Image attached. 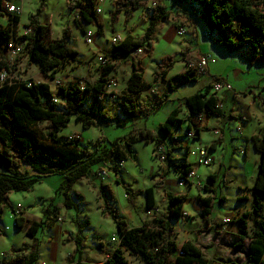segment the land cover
Segmentation results:
<instances>
[{
	"label": "trees",
	"instance_id": "16d2710c",
	"mask_svg": "<svg viewBox=\"0 0 264 264\" xmlns=\"http://www.w3.org/2000/svg\"><path fill=\"white\" fill-rule=\"evenodd\" d=\"M5 0H0V18L7 20L6 26H0V72L14 73L7 56V44L14 37L16 42L24 46V53L29 60L35 64L40 73L54 80L58 73L66 65L78 57V52L68 46L71 39L70 29H66L61 38H49V29L39 21V13L29 17L26 25L32 31L29 36H17V28L20 26L21 16L8 15L3 9ZM184 3L185 6L193 8L195 14L203 23L208 36L212 38L214 45L227 53H247L251 65H264V0H174ZM95 0H69L68 8L72 13H77L79 19H74L75 27L85 35V25H92L96 28V35L103 37V26L98 23L99 17L95 14ZM155 5V7H153ZM150 6V8H149ZM127 9L123 12L125 22L131 13L140 9H149L147 32L136 39L131 33L119 44L113 45L105 56L107 62L101 65L100 77L94 84H86L83 90L79 83L69 86L57 87V93L51 91V87L45 83L19 82V80H0V207H10L9 196L12 193L30 192L42 178L53 175H62L64 184L62 194L65 198L64 206L71 209L75 206L71 197L73 186L82 180H87L90 185L95 186L94 178L100 175L107 163L113 167L110 169L116 175L120 172L121 162L128 160L136 161L133 145L136 142L145 143L155 141V153L160 146L165 147V165H172L175 160L171 158L173 151L183 149L181 138H186L188 132L194 133V140L200 139L202 131H209L206 126L212 117H225V112L218 107V99L211 94V85L205 91L196 92L185 98V111L188 124L185 125L183 136H177L175 131L185 123L179 113L181 108L173 111L172 115L160 124L157 133L150 130H140L135 135H129L117 139L111 143V147L102 146L98 140L89 146L81 143L79 135L71 138L60 136V133L68 127L72 119L75 123L81 124L86 130L90 125L99 128L100 124L111 126L98 118L100 103L98 95H106L105 85L109 79H116L118 69L123 60L131 62V82L135 87L129 89L132 96H124V103L121 105L124 120L112 118L116 128H124L128 123H133L141 116H150L141 110L137 99V89L148 90L152 84L145 80V72L142 69V62H135L133 54L140 48L147 52L153 49V42L149 39L153 32H156L159 25L171 19V11L162 3V0H140L139 3L121 4L120 9ZM120 13H117L119 18ZM14 35V37H13ZM174 62L172 58L165 57L158 68L161 73V82H166L167 92L174 93L177 88L188 86L198 82V76L193 72H186L182 75H175L167 80L169 69ZM113 73L112 76H109ZM156 73L154 74V76ZM218 81V80H217ZM220 81V80H219ZM153 84L155 81L153 80ZM91 94V95H89ZM85 97L91 103L85 101ZM62 101L65 105L63 111L56 108L54 99ZM170 99V98H169ZM202 119V125L198 126L197 120ZM230 118H235L230 116ZM42 124H48V131L43 133L39 130ZM112 127V126H111ZM190 141V140H189ZM255 151L259 154L258 174L254 185L246 189L252 194L251 211L245 212L238 220V244L242 248L246 241L249 246L246 249L248 264H261L260 258L264 256V132L251 138ZM219 142V141H218ZM215 144L210 148L214 149ZM186 155L180 159L179 164L173 166L175 172L178 168L188 173L193 168L187 163L189 149ZM170 150V151H169ZM97 167L98 171L92 169ZM100 171V172H99ZM215 176L209 178L213 180ZM98 180V179H97ZM116 182H120L119 179ZM161 182L155 183V187ZM207 189V188H206ZM127 197L134 200V195L128 186H125ZM164 190V189H163ZM209 191V189H207ZM213 191V189H210ZM102 195L108 194L112 197L107 186L100 182ZM165 194V193H164ZM145 208L152 211L156 207L154 189L149 188L144 192ZM78 197L77 194H75ZM166 212L162 213L152 223L145 222L142 227L130 228L124 219L120 218L119 212L109 206L104 214L112 216L118 226L120 234V248L129 251L132 255L139 256L145 264H217L207 257L203 250L196 244L187 241L181 247L175 241L176 233L174 221L184 220L185 212L183 204L185 196H173L167 194ZM201 206L200 217L209 224L213 214V207L216 204H224L225 197H220L216 202L213 196L196 199ZM247 195L237 199L238 202L247 201ZM16 210V209H15ZM15 210L12 212L15 214ZM15 212V213H14ZM45 213L50 214L47 221L31 222L25 231L32 244L28 247L15 250V258L3 262V264H38L39 250L36 235L45 226L54 227L61 219L56 207L46 209ZM24 213L20 212L14 217L17 229L26 227ZM53 215V216H52ZM250 224L252 225L250 227ZM2 231L0 230V234ZM167 240L165 247H160V241ZM83 239L77 236L75 239V253H82ZM160 248L159 252L155 251ZM72 261V259H71ZM78 264H89L82 262ZM104 264H128L120 249H117ZM233 264V261L224 263ZM235 264H239L235 262Z\"/></svg>",
	"mask_w": 264,
	"mask_h": 264
},
{
	"label": "rangeland",
	"instance_id": "374dc122",
	"mask_svg": "<svg viewBox=\"0 0 264 264\" xmlns=\"http://www.w3.org/2000/svg\"><path fill=\"white\" fill-rule=\"evenodd\" d=\"M69 0H23L22 1V14L20 26L17 28V35L19 37L24 36L25 30L24 26L28 25L29 17L39 13V21L42 25L47 26L49 29L48 36L49 38L56 39L61 38L66 29L71 31V39L68 41V46L79 52L76 60L70 62L66 67L61 70V72H77L83 71L85 76H73L72 83L75 84L83 81L84 84H94L99 77L92 81L91 76H94L97 72L100 73V65L94 66L91 60L86 61V56L84 52L80 50L81 46L85 49H100L97 47L96 41L101 37L96 35V28L94 33V41L92 45L88 46L84 41V35L75 27L74 19L71 22V28L67 26V17H72V13L68 8ZM162 3L165 4L169 11H171V19L168 22H165L158 26L156 33L158 35L157 39H152L153 49L151 52L160 51L163 55V58L170 57L172 58L174 65L172 68L176 67V59L179 58L180 66L182 59L185 57L188 58L185 60L187 63L189 60L195 59L196 55L192 54L200 52L202 55L213 54V57L216 60V63L210 66V76L218 75L220 73L226 74L230 77H233V74L237 71H241L245 74H251L252 70L250 69V62L246 64L240 60L239 56H232L231 54L224 52L221 49L215 50L214 43L212 38L207 37L208 32L206 31L203 23L200 19L192 13V9L184 5L182 2L174 0H162ZM62 4L64 7L60 10L63 13V16L60 17L63 19V24L58 23L57 19L54 18L50 13L56 11V5ZM150 8V6H149ZM143 10V19L140 20L141 24H147L149 16V9H138L133 18L136 19L137 13ZM77 15V13H75ZM59 15V13H58ZM120 18V16H119ZM124 21L125 17L123 15ZM100 19V18H99ZM27 20L28 22H25ZM7 20L5 18H0V26H6ZM192 26V27H191ZM92 25H85V31H89ZM186 27V28H185ZM186 29L184 36H178L177 30ZM196 29V32L195 30ZM131 33L136 39L137 34L135 30H131ZM195 33L196 39L192 40L191 37ZM128 34L125 35V38ZM124 38V39H125ZM104 44H111V41L107 38L104 39ZM145 49V48H144ZM104 51H108L107 48ZM170 51L171 55L166 53ZM151 52L145 51L142 55L135 58V62L140 60L145 62V58L150 55ZM105 57V56H104ZM198 57V56H197ZM162 58V59H163ZM161 58L152 56L148 61V64L142 65L141 70H145V79L148 82L149 77H153L156 70H159L158 65L162 61ZM8 61L11 66L15 69L14 75L19 80V82H34V83H45L50 85L51 91L56 94L58 86H69L70 84L65 83L68 80V76H63L62 79L58 80V75L54 80L49 79L47 76H44L40 73L38 67L33 64L28 56L22 51V53L16 58H11L8 56ZM123 60L118 72L117 77L129 76L132 71L131 62L126 63L127 61ZM185 63V65H186ZM259 65V64H255ZM259 69V66H255ZM171 68V69H172ZM91 69V71H89ZM169 69V71H171ZM160 71V70H159ZM260 72V70H259ZM58 73V74H59ZM169 73V72H168ZM176 74V73H175ZM174 74V75H175ZM214 74V75H213ZM111 73L109 76H112ZM173 76V75H172ZM88 77V78H86ZM248 77V76H247ZM172 78V77H171ZM248 79V78H247ZM118 82V81H117ZM153 82V81H152ZM164 85V91L167 92V84L160 81ZM194 85L182 86L181 92L189 93L191 88ZM115 92H106L104 96H115ZM138 98V97H137ZM121 103L117 104L114 109L115 115L113 118L120 120L126 119L121 110V105L124 103V96L120 97ZM92 102V100H90ZM89 104V103H88ZM56 108L59 111L65 109V105L62 101L57 102ZM146 122V123H145ZM165 122V121H164ZM133 124L136 125L135 130H133ZM161 123L155 122V128H153V118L152 116H141L139 119L135 120L133 123H128L124 128H112L111 126H105L100 124L99 128H89L82 129L81 124L75 123V120L72 119L68 124V127L62 132L68 133V135H61L63 137L69 138L71 136L79 135L81 137V143L84 146H89V150L92 151L91 144L96 141H102V146L107 148L111 147V143L117 139L128 137L133 135V131L139 132L140 130H150L157 133L158 127ZM185 127V123L183 124ZM238 127V126H237ZM236 127V128H237ZM79 129V131H72V129ZM48 124H42L39 130L43 133L48 131ZM209 131H202L204 135V141L207 142L211 138L213 139V129L209 128ZM101 132H104L105 135L101 136ZM175 133H177L175 131ZM94 137V139H89V136ZM135 135V134H134ZM237 138V136H236ZM181 141H186V138H181ZM141 144L142 148L137 149L133 147L135 152L136 161L128 160L123 163L124 167L120 166V172L116 175L110 169L113 167L111 163L103 168V171L100 172V175L94 178L95 186L90 185L87 180H82L76 183L73 186L71 191V197L75 206L71 209H68L64 206L65 198L62 194V185L65 180L62 175H53L46 178H42L39 183H37L32 191L30 192H19L12 193L9 196L10 207H0V264H3L5 261L12 260L15 257V250L28 247L32 244V240L28 238L25 234L27 226L31 222H42L47 221L50 218V214L45 213L46 209H52L56 207L59 217L61 218L57 224H62L65 222L67 225L73 224V229L69 227V231L57 233L56 229H51L48 226H45L43 230L39 231L36 235L38 240V250H39V259L38 264H78L81 259L82 262L89 264H104L107 259L117 250L120 249L124 258L128 264H145V262L136 255H132L129 251L120 248V234L117 224L114 222L112 216L109 214H104V211L107 206L113 208L119 212L120 218L124 219L127 225L130 228L142 227L145 222L152 223L153 219L161 215L162 213L158 212L159 207L162 205L163 200L166 199L164 193L165 191L161 189L159 192L154 186L155 183L161 182L160 173L166 167L171 171L173 175L177 174L173 166L178 165L181 158L186 155V149H181L173 151L176 156L171 158L175 160L172 165L163 166L157 155H155V144L153 142L145 143L144 141L136 142L134 145ZM246 144H242V149H245ZM202 146V145H199ZM199 146L195 147L198 148ZM203 147L207 148L209 153V147L203 143ZM241 148V147H239ZM237 148V149H239ZM248 148V157L245 160L242 156H237L236 158L239 161L246 162L245 170L242 173L238 172L236 168H229L226 163H224V172L220 173L217 162H212L209 167L215 169L214 172L217 173V179L212 185L208 179V168L201 166L197 169V175L200 177L204 175V179L201 180L203 184L202 187L196 188L178 186L176 180H167L164 184V188L167 189V193L173 196H185L186 200L183 204V210L186 214L193 216L194 215V202H197L198 197L205 198L207 196H214L216 202L220 197H225V202L223 205L224 209L230 211V220L227 223L220 220H214L212 226L209 228L205 224H200L202 221L198 216L196 218H190L186 216L182 221H174L175 224V241L181 247L183 243L190 241L195 242L204 253L210 259L214 260L217 264H224L233 261L232 259L226 258L223 255V251L227 250V254L230 257H236L237 263L241 264L240 257H243L247 261L246 249L249 246V241L244 243L242 248H237L238 244V230L239 224L238 220L242 217L245 212L251 210L252 194L246 189H250L255 182V179L258 174V162L259 154L255 151L253 143L247 145ZM194 149V148H193ZM187 156V163L191 164L192 167H195L197 161L191 159V153ZM231 149H228V154L226 156V161L228 162L230 158ZM182 153V154H181ZM235 153V151H234ZM237 155H239L237 153ZM210 158L211 154H210ZM143 168V173L141 172ZM95 171H98V168L95 167ZM141 175L144 176V179H138ZM164 175H167V172H164ZM243 175V177L241 176ZM101 177H105L103 184L109 188L111 191L112 197L108 194L102 195L100 192V182ZM119 179L120 182H116ZM111 180V183L108 181ZM128 180L131 181V185L128 183ZM240 184V191L238 190V182ZM246 182V185H245ZM139 185V187H134ZM125 186H128L133 195L134 200L130 201L127 197ZM234 187L235 191L232 192ZM153 188L156 200V207L152 211H147L145 208V195L144 192L146 189ZM179 188L181 191L177 192L176 189ZM209 189V191L207 189ZM210 189H213L210 190ZM223 190V192H221ZM242 191V192H241ZM191 193V196L188 195ZM78 195V197L75 196ZM235 196V199H231L232 196ZM243 195H247V201L238 202L237 199ZM251 199V202L249 200ZM20 205L22 208H17ZM119 206V208H118ZM219 206V203L216 204ZM17 212H23L24 218L26 219V227L23 229H17L15 226L14 217L12 210ZM238 209H241L239 215L236 214ZM53 216V215H52ZM199 222V231L196 233L191 240L181 242L182 235H188L185 233V224L188 222ZM218 221V222H217ZM56 224V225H57ZM66 226V225H65ZM252 225L250 224V227ZM215 232H217L215 234ZM77 236H80L83 239L80 255L75 253L76 244L75 239ZM199 237V239H197ZM19 244V247L17 246ZM7 246V251L5 247ZM72 259V261H71Z\"/></svg>",
	"mask_w": 264,
	"mask_h": 264
},
{
	"label": "clouds",
	"instance_id": "9594fccd",
	"mask_svg": "<svg viewBox=\"0 0 264 264\" xmlns=\"http://www.w3.org/2000/svg\"><path fill=\"white\" fill-rule=\"evenodd\" d=\"M6 2V0H5ZM129 2V0H97L96 2V7H95V11L98 15V17H100V19L98 20V23L101 24L103 26L102 30L104 33V36L101 37L100 39H98L96 41L97 47L100 49L99 51H97L96 49H85L83 46H81L80 50L82 52H84L85 56H86V61L91 60L92 64L94 66H98L101 64V61L103 59L104 56L107 55V52L104 51L105 48H107L108 51L111 50V47L115 44H117L119 41L124 40L125 35L128 34L131 30H135L136 34H137V38L142 37L146 32H147V24H141L140 20L143 19V10L141 9L140 12L137 13V17L136 19H134L131 15V13H129L128 17H127V22L124 21L123 18V12L127 11V9H120V5L121 4H127ZM132 3H139L140 0H131ZM56 11L55 12H51L50 14L57 19L58 23L63 24V19H61L60 17L63 16V13L60 12V10L64 7V5L62 4H57L56 6ZM153 7H155V5H153ZM9 10H11V6L9 5ZM78 9L76 10V12L78 13ZM120 13V18L117 17V13ZM59 13V15H58ZM67 26L69 28H71V22L73 19H79V16L76 15L74 13V15L72 17H67ZM25 22H28L27 20H25ZM95 31V26H92L89 29V36H91L92 32ZM107 38L108 40L111 41V44L105 45L104 44V39ZM158 35L156 32H153L152 35L149 37L150 40L152 39H157ZM84 39H88V37H85ZM192 40L196 39V35L195 33H193ZM262 46H264V42H262ZM167 55H171V52L168 51L166 53ZM152 56H156L157 58H163V55L160 51H156V52H151L150 55L148 57L145 58V64H148V61L152 58ZM176 59V67L172 68L171 71H169L168 76L171 77L172 75H174L177 71H180V61L179 58H175ZM106 63V61H105ZM91 71V69L89 70ZM67 75L68 76V80L65 83H72V78L73 76H85V73L83 71H77V72H72V73H68V72H61L58 74V80L62 79L63 76ZM101 74L99 72H97L94 76H91L90 79L92 81H95ZM88 78V77H86ZM160 79H161V73L159 70H156V75L153 77H149L148 78V83L152 84V87L148 90H141V89H137V96L138 98L135 99L134 103L135 104H139L141 107V110L143 112H146L147 114L151 115L153 118V128H155V122H159L161 124L164 123V121L166 119H168L174 110H176L177 108H183V104H184V100L182 99V97L190 95V94H194L195 90H193V93H186V92H176L173 93V95L171 96V98H165L164 97V85H162L160 83ZM155 81V83L153 84L152 81ZM118 81V82H117ZM81 90H83V88L85 87L84 82H81ZM135 87V85L131 82V78L130 76H124L122 75L121 77H117L116 79H109L105 85V88L107 89V91L109 92H115L117 95L115 96H104L102 94L98 95V100L100 103V110L98 113V118L102 120V122L111 124L112 128L115 127L114 123H112V118L115 115V111L114 109L116 108L117 104L121 103L122 101L120 100V97L122 96H132L133 93H131L130 91H128L129 89ZM91 95V94H89ZM85 101L88 103H91L90 101H88V98L85 97ZM245 103H247V101H245ZM225 107V112L227 114V107ZM180 115H184L183 112L179 113ZM184 119H185V125L187 126L188 124V118L186 115H184ZM146 123V122H145ZM90 127H95V125H90ZM229 128L234 127V125H229ZM136 125L133 124V130H135ZM72 131H79V129H72ZM133 134H135V131H133ZM184 133L182 131H179L176 133L177 136L179 135H183ZM61 135H68V133L62 132ZM105 133L101 132V136H104ZM234 135V133H233ZM71 138V137H70ZM192 138V134L189 133V139ZM89 139H94V137H92L91 135L89 136ZM156 142L153 141V144H155ZM134 148L137 149H141L142 145L141 144H137V145H133ZM165 147L166 145L160 146V148L158 149V152L155 154L157 155L160 163L163 165L165 163L164 157H165ZM170 151V150H169ZM182 154V153H181ZM173 157L176 156L175 153H172ZM207 153L203 147V145L199 148V149H193L192 153H191V159L194 161H199L201 159V157L206 156ZM210 161L209 160H205L204 161V166L206 168H208V173L207 174H211L213 171H215L214 168L209 167L210 165ZM225 163L227 164V161L225 160ZM121 167H124L123 162H121ZM93 171L95 170V168L92 169ZM141 172L143 173V168H141ZM164 172H167V175H164ZM224 169H220V173H223ZM162 179H161V183L159 185H157V191L159 192L161 189H164L165 191V196H167V189L164 188V184L165 181L167 180H176L179 176V173L173 175L171 173L170 170H168L166 167L163 169V171L160 173ZM105 179V177H101V182H103V180ZM138 179H144V176L141 175L140 177H138ZM192 179H193V183L196 184L197 186L199 185L200 181L202 179H204V175H201L199 178L196 177L195 173L192 174ZM109 183H111V180L108 181ZM128 183L131 185V181L128 180ZM75 187V186H74ZM134 187H139V185H136ZM177 192L181 191V189L177 188L176 189ZM235 189L234 187L232 188V192L234 193ZM221 192H223V190H221ZM189 196H191V193H188ZM231 199H235V196L233 195L231 197ZM166 205H167V199L163 200L162 205L159 207L158 212L159 213H164L166 212ZM119 208V206H118ZM213 215L214 217L216 215H218L215 212V208L213 207ZM224 219H227L226 217ZM218 222V221H217ZM185 233H187L188 235H182L181 236V242L187 241V240H191L192 237H194L196 235V233L199 231V222L195 221V222H188L185 224ZM197 239H199V237H197ZM166 240H167V233H165V240L160 241V247H165L166 244ZM17 246L19 247V244H17ZM160 248H157L155 251L159 252ZM5 251H7V246L5 247ZM223 255L226 256V258L232 259L233 260V264H235L236 261V257H230L227 254V250H224ZM209 257H211V254H209ZM241 260V264H248V261L244 260L243 257H240ZM260 262L261 264H264V256H262L260 258Z\"/></svg>",
	"mask_w": 264,
	"mask_h": 264
},
{
	"label": "crops",
	"instance_id": "0c3cea01",
	"mask_svg": "<svg viewBox=\"0 0 264 264\" xmlns=\"http://www.w3.org/2000/svg\"><path fill=\"white\" fill-rule=\"evenodd\" d=\"M185 28H183V29H185ZM194 30L196 32V29H194ZM214 49L218 50L219 48L214 46ZM78 54H79V52H78ZM229 54H231L232 56H239L240 60H242L245 64L248 62L247 53H229ZM191 55H196V58H197V56L202 55V54L200 52L195 53L193 51L192 54H190L189 56L192 57ZM210 55H211L213 61L210 62L209 68H210V66H212L216 63V60L213 57V54H210ZM192 58H195V57H192ZM186 59H188V58L185 57L184 59H182L181 66H180L181 70L177 71L175 75L185 74V63H186L185 60ZM141 62H142V65L143 64L145 65V62H143V60ZM126 63H128V61ZM255 66H259V69ZM249 67L252 70L251 74H245L241 71L240 72L236 71L233 74V77H230V76L223 74V73H220L218 75L213 74L214 75V77H213V76H210L211 72L209 69V75L208 76L199 77L197 83L190 84L191 86L192 85H194V86L191 88V91L189 93H193V90H195L194 93L200 92V91H205L206 87H208L210 85L211 78H213L215 80H218V81L220 80L221 82H225V83H228L229 85H231L232 89H233V93L222 92V93L215 95V97L218 99L219 103H221V105L227 107V114L225 112V107H222V110L225 112L226 116L220 117V118L219 117H212L207 122L206 126L208 128L213 129L214 137L212 140L210 138L209 141L205 142L204 141V135L201 133L200 139H198V140L197 139L196 140H190V141L186 140L184 142L181 141V145H182L183 149L188 148L189 153L191 152V150L193 148H195L199 145H203V143H205L209 147L208 148L209 149V155L211 154L212 162L216 163L217 159H218L219 169H223L224 163L226 160V156L228 154V149H231L232 152L229 154L230 158H229L226 166L228 165L229 168H236V169H238V172H240V173H242V171L245 170L246 162L239 161V159H237L236 157L242 156L246 160L248 157L247 145L252 143L251 138L255 135H258V134L264 132V65L263 64H259V65H255V64L251 65L250 64ZM259 70H260V72H259ZM144 72H145V70H144ZM130 75H131V73L129 74V76ZM175 75H173L171 77H174ZM171 77L167 76V80L170 79ZM163 83H166V82H163ZM181 88L182 87L177 88L174 93L181 92ZM252 91L258 92V94H260V99L258 101H256L254 99L253 95L251 94ZM165 92L166 91H164V93ZM172 95H173V93L169 94V98H171ZM191 95H193V94L184 96V97H182V99L185 101V98H187ZM245 101H247V103H245ZM184 104H185V102H184ZM184 104H183L182 110H183L184 115H186L187 112L185 111V105ZM184 115L180 116L181 119H184ZM230 116H233L235 118H230ZM229 125H234V127L229 128L228 127ZM237 129H240V131H237ZM179 131H182L184 133L185 127L182 125L181 128H178L176 130V132H179ZM233 133H234V135H233ZM183 135H179V136H183ZM236 136H237V138H236ZM216 142H217V144L215 145L214 149L211 150L210 147L213 144H215ZM242 144H246L245 149H242ZM239 147H241V148H239ZM237 148H239V149H237ZM234 151H235V153H234ZM189 153H188V155H189ZM237 153L239 155H237ZM259 161H260V157H259ZM215 175H216V177H215L214 181H216V179H217V173L216 172L213 171L211 174H208V176H207L209 179V182H211L212 185H213V182H212L213 180H211L209 177L215 176ZM241 176L243 177V175H241ZM166 182L167 181H165V184H166ZM243 182L244 181L238 182V190L239 191H240L239 187H241L240 184H242ZM245 185H246V182H245ZM249 202H251V199L249 200ZM223 205L224 204H221V205L215 207V212L218 215H216L214 217V215L212 214L211 221L209 224H207L200 217L201 206L198 203V201L194 202V215L193 216L188 215V214H186V215L190 218H192V217L196 218V216H198L202 220V221H200V224H205L206 226L211 227L213 224L212 222L214 220H220V222H221V221L226 220V219H224L225 217L227 219L230 218V216H229L230 211H228L227 209H224ZM240 211H241V209H238L236 214L239 215ZM250 211L251 210H249L248 212H250ZM178 221H182V220L180 219V220H177V222ZM173 225L175 228L176 225L175 224H173ZM69 227L72 229L74 228L73 224L70 223V225H67L65 222H63L62 224L58 223L54 227L50 228V230L56 229L57 233L63 232V230L68 232L70 230ZM175 231H176V229H175ZM216 233L217 232H215V234ZM193 243H195V242H193Z\"/></svg>",
	"mask_w": 264,
	"mask_h": 264
},
{
	"label": "built area",
	"instance_id": "2783aa9c",
	"mask_svg": "<svg viewBox=\"0 0 264 264\" xmlns=\"http://www.w3.org/2000/svg\"><path fill=\"white\" fill-rule=\"evenodd\" d=\"M22 1L23 0H6V2L4 1L3 9H4L5 13L8 14V15L21 16V14H22ZM95 2H97V0H95ZM9 5L11 6V10H9ZM95 7H96V5H95ZM95 14L97 15L96 11H95ZM23 28L25 30V33H24L25 35L24 36H29L32 33V31H31V29L29 27L24 26ZM185 34H186V30L185 29L177 30V35L178 36H184ZM13 37H14V35H13ZM85 37H88V39H84L85 43L88 46L92 45V43L94 41V33H92L91 36H89V31H86V33L84 35V38ZM207 37H209V36L207 35ZM16 38L17 37H14L7 44V56H10L11 58H16L17 56H19L22 53V51H24L23 50L24 46L21 45L20 43H17L16 42ZM120 42L121 41H119L117 44H119ZM144 52H145L144 48H140L133 54L132 57L137 58L140 55H142ZM105 61L107 62V59H106V57H103V59L101 61V64L104 65ZM212 61H213V59H212L211 55H199L197 58L189 60L186 63V65H185V73L186 72H193L198 77L208 76L209 75V64ZM15 79H17V78L14 75V73L10 74L8 72H0V80H1V82H5L7 80H15ZM210 85H211V94L212 95H217V94L222 93V92L233 93L232 86L229 85L228 83L217 81V80L211 78ZM251 94L253 95V97H254V99L256 101H258L260 99V94H258V92H253L252 91ZM54 102L57 103L59 101L55 98ZM218 107L222 108L221 103H218ZM196 123L198 124V126H201L202 125V119L199 118ZM237 131H240V129H237ZM189 133L192 134V138L191 139H189ZM187 137H188L189 140H194V133L193 132H188L187 133ZM200 147L201 146H199L196 149H199ZM158 149L156 150V153L158 152ZM204 149H205L207 155L201 157V159L199 161H197V164L195 165V167H193L191 169V171H189L188 173H185L184 169H182V168H178L177 169L176 173H179V176L177 178L178 186L188 187L189 189H191L192 187L199 188V187L203 186L201 181H200L198 186L193 183L192 174L195 173L196 177L199 178V176L197 175V169L199 167H201V166H204V161L205 160H209L212 163V159L210 158V155L208 153L207 148H204ZM164 160H165V157H164ZM165 164L166 163H164L163 166H165ZM17 208H21V206L18 205ZM14 215L18 216L19 213L17 212V215L16 214H14ZM185 216H187L186 213H185ZM229 221L230 220L226 219L223 222L227 223Z\"/></svg>",
	"mask_w": 264,
	"mask_h": 264
}]
</instances>
